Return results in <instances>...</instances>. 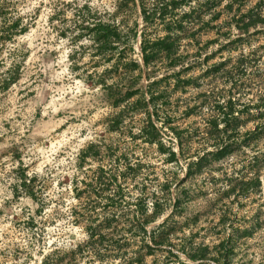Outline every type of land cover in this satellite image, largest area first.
Here are the masks:
<instances>
[{"label": "rangeland", "instance_id": "rangeland-1", "mask_svg": "<svg viewBox=\"0 0 264 264\" xmlns=\"http://www.w3.org/2000/svg\"><path fill=\"white\" fill-rule=\"evenodd\" d=\"M256 1L243 0L229 10L223 0L216 7L219 17L207 28L186 23L175 44L187 54L184 62L191 68L182 77L192 83L178 88L172 78L169 85L159 83L165 92L157 102L165 105L155 111L148 105L158 131L148 142L141 132L145 108L124 109L126 101L114 106L116 96L109 99L99 85L85 82L107 63L106 56L95 55L92 37L80 35L81 20L88 26L94 17L108 22L115 0H0V264H40L44 255L48 262L64 256L62 264H68L66 254L73 249L77 264H264V166L259 191L223 193L225 174L240 175L255 149L241 145L237 155L189 178L188 196L163 223L176 197L174 186L195 158L178 154L175 132L189 139L188 152L194 151L213 103L229 96L235 115L249 112L240 120L239 141L264 121L258 117L264 112V25L241 28L233 19ZM202 14L207 22L210 13ZM127 17L128 25L138 23L132 43L133 57L140 60L141 17L134 11ZM147 32L151 38L164 35L163 28ZM14 64H19L17 79L3 90L1 78ZM214 64L220 69L207 76ZM162 66L155 78L171 72ZM149 81L142 76L136 87ZM120 87L126 90L124 83ZM120 111L121 122L113 124ZM91 142L98 158L86 157L78 165L79 152ZM256 147L264 151V135ZM169 151L176 161L167 160ZM123 156L138 171L126 180L118 177L120 195L114 196L97 186L94 175L99 167L108 174L124 171ZM23 173L31 179L32 195L16 188ZM170 176L176 183L155 220L141 224L127 214L141 189L161 198L160 184ZM90 177L93 187L85 183ZM146 208L152 212L150 201ZM98 225L89 237V226ZM153 238L163 242L156 245Z\"/></svg>", "mask_w": 264, "mask_h": 264}, {"label": "trees", "instance_id": "trees-1", "mask_svg": "<svg viewBox=\"0 0 264 264\" xmlns=\"http://www.w3.org/2000/svg\"><path fill=\"white\" fill-rule=\"evenodd\" d=\"M223 0H115L114 8L112 11V18L108 22H104L99 17H94L91 26L83 25L84 20H81L80 28L82 32L80 35H89L93 40V47L95 55L106 56L104 62L105 66L100 73L95 71L93 74H89L85 78V82L90 86L99 85L103 88L104 93L109 99L116 96L115 100L111 101L114 106L125 102L127 105L124 109H132L133 111H140L145 108L146 125L142 126L141 132L147 138L148 142L154 141L158 131L154 125V121L151 118V113L148 111V105H151L155 111L156 107H161L165 103L158 104L157 100L165 92H160L159 83L166 82L170 84V78L173 79L174 88L183 87L185 84L192 83V78H183L182 74H185L191 65L185 63L184 60L187 54L179 53L176 46V39L178 34L185 31L186 23L192 22V24L198 25L197 28H207L210 21L219 17L220 11H216V7L221 4ZM226 6L231 10L235 3H242L243 0H225ZM243 4V3H242ZM241 4L237 5V9H240ZM134 11L140 14L141 25L139 26V54L140 60L133 57L135 53L132 40L136 38L138 33V23L136 20L131 25L127 24L128 17L131 12ZM202 13H210V19L203 21ZM235 19L237 25H241V28H248L250 25L261 23L264 25V0H257L254 7L246 10V13H239ZM127 17V18H126ZM16 26V24H15ZM122 28H127L124 32ZM148 28H163L164 35L151 38L148 34ZM195 32H192V36ZM1 39V37H0ZM209 58V57H208ZM207 58V59H208ZM242 58V57H240ZM223 64V63H222ZM164 67L165 71H171L169 74H165L162 77H156V71ZM98 66V63L94 65ZM179 66L177 70L174 67ZM76 67V66H75ZM19 64H14L13 68L9 70V73L2 77L1 88L7 89L13 81L17 79ZM73 68V67H72ZM74 69V68H73ZM76 69V68H75ZM220 69L219 64L213 65L206 71V75L210 76L215 74ZM94 75L96 77H94ZM142 76H145L150 81L144 86L136 87ZM112 78L111 83H108V79ZM124 83L126 90L122 92L120 84ZM235 86V85H234ZM232 88H235V87ZM136 87V88H135ZM167 87V85L165 86ZM165 90V89H162ZM234 93V92H231ZM135 97L131 102L130 98ZM234 96H229L227 99H217L212 105L213 114L206 118L205 130L202 134L201 146H198L194 151L188 152L189 139L182 138L179 132H175L177 136L178 154L185 158L195 156V158L187 163L185 176L177 183L174 176L172 178H163L160 184V191L163 193L160 198L157 193L149 192L146 189H141L137 201L128 205V213L131 217L141 220V224H145L155 220L160 212V209L165 204V196L168 194L169 188L173 183H176L174 189L176 190V197L172 204L170 213L165 217L163 223L173 218V215L180 207L182 197L188 196V185L186 181L203 169L212 167L214 162L225 159L230 155H237L240 152L241 145L255 149V153L251 155L247 161L246 166H243L238 176H227L225 174V182L223 193L229 195L236 190H246V192L260 190V169L264 166V151L257 148V142L259 138L264 135V121L259 123L254 130L246 132L242 135V140H238V127L243 115H249L247 109L238 110L235 115V99ZM189 113V112H187ZM122 113L115 116L113 124H117L122 120ZM258 117L261 119L264 117V112H259ZM170 122L169 120H167ZM223 122L222 128H219V123ZM210 145L211 148L207 149ZM161 149H164L161 147ZM86 157L93 159L98 158L97 144L91 142L85 149L81 150L78 154V165L82 164ZM169 161H176V153L169 151ZM124 171L120 173L110 172L109 174L103 168H98L97 174L89 178V181L85 182L87 186L93 187V179L95 183H98V187L101 190H110L114 196L120 195L119 184H117L118 177L127 179L128 175L131 177L136 176L138 167H134L132 164L126 162L125 156H123ZM244 169L248 171H243ZM110 171V170H109ZM103 178V181H102ZM191 181V180H190ZM31 179H28L26 174H21L20 181L16 185L19 191L25 194L32 195ZM178 192V193H177ZM179 194V195H178ZM108 201L112 200L107 198ZM152 203V212L147 213V202ZM112 203V201H111ZM114 204V203H113ZM134 206V208H132ZM99 226L90 228L89 237L93 236L96 228ZM97 229V230H98ZM154 244H161L163 240L153 238ZM120 246H117V248ZM150 248V247H148ZM152 248V247H151ZM151 250V249H150ZM150 250H148L150 252ZM75 249L70 250L68 255V264H77L74 253ZM146 252L145 254H147ZM48 255H44L40 264H62L65 259L64 256H59L53 262H48ZM67 263V262H66ZM65 263V264H66Z\"/></svg>", "mask_w": 264, "mask_h": 264}]
</instances>
